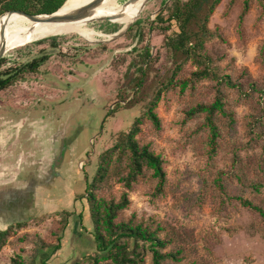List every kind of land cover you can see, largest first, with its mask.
I'll return each mask as SVG.
<instances>
[{
	"label": "rangeland",
	"instance_id": "obj_1",
	"mask_svg": "<svg viewBox=\"0 0 264 264\" xmlns=\"http://www.w3.org/2000/svg\"><path fill=\"white\" fill-rule=\"evenodd\" d=\"M167 1L142 0L133 28L116 39L107 40L112 33L100 30L108 20L97 19L75 24L94 31V37L70 31L19 39L7 47L0 70L46 59L37 72H25L0 91V229L27 223L1 250L0 264H13L17 254L28 263L89 264L97 250L92 221L88 208L79 215L81 205L73 201L86 198L99 154L131 128L162 86L156 107L161 127L146 119L138 137L161 155L166 182L158 193L157 178L146 170L118 220L156 230L168 241L163 252H178L180 263L264 264V217L239 199L264 210V0H253L242 22L245 0H222L210 18L215 36L206 51L235 86H218L211 78L188 81L198 67L175 58L158 28ZM176 31L172 22L168 33ZM55 35L64 36L56 47L35 43ZM144 44L151 56L143 67L155 62L136 87L141 74L132 63H143ZM176 62L182 68L169 85ZM218 87L227 114H217L220 135L212 152L205 113L187 112L212 103ZM60 166L65 179L54 176ZM124 191L113 180L103 194L120 200ZM41 243L45 246L39 248ZM163 264L179 262L168 257Z\"/></svg>",
	"mask_w": 264,
	"mask_h": 264
},
{
	"label": "trees",
	"instance_id": "obj_2",
	"mask_svg": "<svg viewBox=\"0 0 264 264\" xmlns=\"http://www.w3.org/2000/svg\"><path fill=\"white\" fill-rule=\"evenodd\" d=\"M66 1L0 0V17L9 14L3 13L10 10H22L31 14L53 13L62 7ZM252 1H244L243 11L240 15L241 22L250 9ZM221 2L222 0H171L157 16L158 28L164 35V45L167 50L175 58L192 60L198 67L197 71L192 73V79H188V81L193 82V80L200 78H211L217 81L218 86L224 83L235 86L229 75H222L218 71L212 57L206 51L207 42L215 36V32L209 27L210 18ZM260 2H263V0H260ZM172 22L176 23L178 31L169 34ZM120 28L121 25L118 23L103 21L100 30L105 33H113ZM62 37L64 36L55 35L35 43L48 41L52 47H56L58 44L57 40ZM143 48L144 52L141 53L143 63L141 65H138L140 63L137 61L132 63V65H137L141 74L136 77V87L141 86L145 75L148 70L153 68V63L155 62V59H151L146 67H143V64H146V61L151 56L149 45L144 44ZM45 59L46 57L44 56L35 58L23 67L13 71L12 69L0 70V91L11 86L25 72H37ZM2 63L3 59H0V66ZM176 63L173 74L167 81L169 85L173 84L175 76L178 75L182 68L181 62ZM179 82L184 87L188 83L184 80ZM162 87L147 103L144 113L135 119L131 128L128 131L119 133L113 145L98 156L97 170L86 188V203L92 221L97 250L86 263L163 264L166 258L172 257L179 264H185L180 263L178 252H163L168 241L160 238L156 230H152L149 226L136 224L132 220H118L121 212L130 205L129 191L146 170H152L153 176L157 178L156 190L158 193L163 191L166 182L164 160L161 155L153 151L150 144L142 143L138 137L142 132V125L146 119H149L156 128L159 129L161 127V120L156 112V107L161 98ZM217 90V96L212 103L197 104L187 112L189 116L205 113V126L209 129V141L212 152L215 151L217 139L220 135L219 126L216 122L217 114H227L222 101L221 89L218 87ZM135 99L136 97L128 104L133 103ZM231 120L233 122L232 118ZM113 180L121 183L125 188L120 200L114 197L107 198L103 194L110 189ZM239 199L244 206L258 211L264 217V210L260 206L253 204L247 199ZM26 224V221H18L10 224L6 229H0V252ZM43 246L45 244L41 243L39 248ZM147 255L150 257L148 263L146 262ZM12 260L13 264H36L34 259L28 263L22 254H17V257ZM81 263H84V261H79L75 264Z\"/></svg>",
	"mask_w": 264,
	"mask_h": 264
},
{
	"label": "bare ground",
	"instance_id": "obj_3",
	"mask_svg": "<svg viewBox=\"0 0 264 264\" xmlns=\"http://www.w3.org/2000/svg\"><path fill=\"white\" fill-rule=\"evenodd\" d=\"M89 1L91 0H67L61 11L64 12L77 8ZM141 2L142 0H128L125 5L116 6L111 4L110 0H104L103 3L95 9L94 17L99 18L106 15L111 17L114 21L121 23L124 22L123 28H127L133 23V15H135ZM85 22L88 21L59 24L34 22L19 13H9L0 17V45L2 42H5L6 47H9L18 43L22 39H28L36 35L59 34L70 31L80 32L87 37H94L96 34L94 31L90 29H82L80 27H76L75 25Z\"/></svg>",
	"mask_w": 264,
	"mask_h": 264
},
{
	"label": "water",
	"instance_id": "obj_4",
	"mask_svg": "<svg viewBox=\"0 0 264 264\" xmlns=\"http://www.w3.org/2000/svg\"><path fill=\"white\" fill-rule=\"evenodd\" d=\"M103 1L104 0H91L77 8L67 10L64 12H62L61 9L67 1L63 4L62 7H60L57 11L53 13L31 14V13H28L22 10H10V11L4 12L3 14L19 13L34 22L56 23V24L57 23L58 24L59 23H77V22H82V21L92 22L97 19L108 20V21L113 22L111 17H107V16L99 17V18L94 17L95 9L98 6H100L103 3ZM170 1L171 0H168L167 3ZM129 27L130 26H128L127 28H120L118 31L112 34H107V35H111V37L107 40H112V39H116L120 37L123 33H125L129 29ZM6 53H7L6 43L2 42V44L0 45V59L4 57Z\"/></svg>",
	"mask_w": 264,
	"mask_h": 264
},
{
	"label": "crops",
	"instance_id": "obj_5",
	"mask_svg": "<svg viewBox=\"0 0 264 264\" xmlns=\"http://www.w3.org/2000/svg\"><path fill=\"white\" fill-rule=\"evenodd\" d=\"M61 167H62V166H60L58 169L56 168L57 170H54L53 173H54V176H57V175H58V176H60L62 179H65L66 177H65V176H62L61 172H59V169H61ZM83 169H84V167H83ZM57 171H58V172H57ZM84 197H86V195H85ZM74 200H75V199H74ZM75 201H76V202H75ZM75 201H73V203H77V202H78V203H80V205H81V209H79V207L77 208L78 211H79V212H78V211H77V212H78V214L80 215L82 211H86V209L88 208V207H87V203H85L86 198H84L83 201H81V200L78 201V199H76ZM78 203H77V205H78ZM84 203H85V204H84ZM87 210H88V209H87ZM80 221H81V219H80ZM81 234H82V236L84 235L83 232H82ZM84 236H85V235H84ZM96 245H97V244H96Z\"/></svg>",
	"mask_w": 264,
	"mask_h": 264
}]
</instances>
